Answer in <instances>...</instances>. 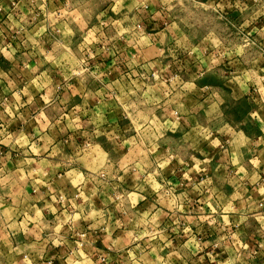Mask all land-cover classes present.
<instances>
[{"label":"crops","instance_id":"1","mask_svg":"<svg viewBox=\"0 0 264 264\" xmlns=\"http://www.w3.org/2000/svg\"><path fill=\"white\" fill-rule=\"evenodd\" d=\"M70 1L0 0V264H264V0Z\"/></svg>","mask_w":264,"mask_h":264},{"label":"rangeland","instance_id":"2","mask_svg":"<svg viewBox=\"0 0 264 264\" xmlns=\"http://www.w3.org/2000/svg\"><path fill=\"white\" fill-rule=\"evenodd\" d=\"M104 1L105 0H72L70 2L73 5L71 6L72 12H80L82 16L87 17V14L93 11L94 6H100ZM200 1L201 0H172L174 5H170L174 8L173 17L176 20V24L181 28L189 41H199L202 36L205 38L206 35H208L209 38H214L216 35L223 37L226 35V32L233 29V26L228 22L230 19L224 16V4L214 6L209 2L210 4L205 5ZM216 1L218 0H215L214 3ZM247 1L248 0H243V4L249 5V2H254V0ZM256 2L258 1L256 0ZM258 3L261 2L259 1ZM263 7V4H261L257 5L256 8L262 10ZM150 81V78L143 80L145 84Z\"/></svg>","mask_w":264,"mask_h":264},{"label":"built area","instance_id":"3","mask_svg":"<svg viewBox=\"0 0 264 264\" xmlns=\"http://www.w3.org/2000/svg\"><path fill=\"white\" fill-rule=\"evenodd\" d=\"M244 35H245V39H247V38H246V37H247V34L244 33Z\"/></svg>","mask_w":264,"mask_h":264}]
</instances>
